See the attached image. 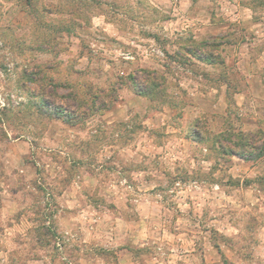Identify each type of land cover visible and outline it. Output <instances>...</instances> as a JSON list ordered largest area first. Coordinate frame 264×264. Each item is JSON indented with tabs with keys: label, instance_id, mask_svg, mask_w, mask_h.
<instances>
[{
	"label": "rangeland",
	"instance_id": "rangeland-1",
	"mask_svg": "<svg viewBox=\"0 0 264 264\" xmlns=\"http://www.w3.org/2000/svg\"><path fill=\"white\" fill-rule=\"evenodd\" d=\"M176 28L219 32L225 28V33L202 47L194 45L190 33L180 35ZM262 28L264 0H0V264H114L111 250L94 252L95 243H83L77 232L64 233L59 224L65 209L58 197L67 185L82 182V165L94 171L102 164L100 172L107 176L111 167L95 160L102 148L99 142L107 140L113 129H127L118 123L105 127L97 120L115 102L104 110L85 108V113L70 109L72 124L63 126L53 117L54 108H64L62 95L88 91L82 96L87 106L95 96L110 101L108 95L117 85L131 88L124 77L139 79L144 73H154L163 79L148 98L154 109L171 101L167 91L175 90L174 79L182 73L200 74L216 84L221 72L228 71L237 85L238 75L251 70L242 63L240 70L231 66L222 71L218 65L211 71L188 55L197 51L204 58L216 51L245 61L253 58L257 60L255 72L264 77V55L259 58L264 51ZM248 35L246 50L241 43ZM123 52L132 59L124 60ZM48 78L54 89L48 87ZM257 87L261 91L249 104L263 126L256 133L264 152V80ZM116 94L119 98L120 92ZM229 111V123L223 129L234 143L239 140L244 110L232 103ZM138 124L133 121L130 131H136ZM198 130L207 138V154L217 159L216 136ZM125 138L132 136L127 133ZM262 157L261 175L252 182L260 191L258 199L251 192L236 190L242 169L228 172L218 162L213 165L220 171L215 180L227 187L225 195L216 191L208 197L201 188L188 189L190 181L199 185L207 181L205 174L170 177L166 187L156 189V199L173 215L197 222L181 226L197 230L199 250L209 242L220 254L211 251L213 257L210 253L205 261L197 257L193 264H264V153ZM92 199L112 206L102 197ZM145 253L134 251L135 264H148L150 256ZM212 258L217 261L211 263Z\"/></svg>",
	"mask_w": 264,
	"mask_h": 264
},
{
	"label": "crops",
	"instance_id": "crops-1",
	"mask_svg": "<svg viewBox=\"0 0 264 264\" xmlns=\"http://www.w3.org/2000/svg\"><path fill=\"white\" fill-rule=\"evenodd\" d=\"M102 29L109 33L107 28ZM224 29L219 32L214 28H176V31L180 35L190 33L194 45L209 47L210 40L214 36L222 37ZM263 31L264 28L260 32ZM249 36L241 43L246 50L250 44ZM225 54L216 51L207 58L208 61L193 54L188 55L192 61L208 65L211 71L218 65L222 71L230 70L231 66L240 70L242 63L250 66V71L238 75L237 85L232 82L228 71L227 74L221 72L222 76L218 77L216 84L204 79L203 75L185 72L174 79L177 83L175 90L167 91L171 101H164L154 109L148 105V98L135 93L129 86L117 88L120 92L118 100L104 110L97 120L104 123L105 127L118 123L127 130L113 129L107 140L99 142L102 148L95 154V160L111 167L107 176L100 172L104 166L102 164L94 171L88 165H82V182L69 184L62 190L58 198H61V207L65 212L60 217L59 225L65 234L77 232L83 243H95L94 252L111 250L115 255L114 264H135L136 250L150 256L148 264H193L197 257L204 261L209 253L213 257L211 251L220 257L209 242L207 245L204 243L200 251L197 230L187 231L181 226L182 223L192 225L195 222L191 217L173 215L163 201L156 199L155 192L166 187L170 177L205 174L207 181L200 185L197 181H190L188 189L201 188L208 197L216 191L225 195L228 191L223 190L225 185L215 180L220 171L213 165L216 166L218 162V166L224 165L228 172L234 167L239 171L242 169L238 176L243 178L236 190L244 194L251 192L258 199L257 193L260 194V191L252 182L261 175L262 156L245 160L220 151L217 159L212 158L207 154V138L191 134L198 122L205 126L210 136L223 134V126L229 123V107L232 103L240 111L244 110L240 114L239 124L242 133L256 134L263 127L257 117V110L249 104L250 99L261 91L257 86L264 80L253 68L257 60L250 58L245 61L239 56L236 58ZM262 55L264 51L260 53V59ZM241 57H244L243 53ZM210 79L216 78L210 76ZM133 121L139 122L136 131H130ZM93 132L97 133L98 130ZM125 133H129L132 138L126 139ZM78 155L81 156V153ZM111 177L120 180H112ZM244 180L247 183L243 184ZM175 186L180 187V184L175 183ZM95 196L102 197L112 206L94 203L92 198ZM94 256L99 259L97 253ZM211 260V263L217 261L214 258Z\"/></svg>",
	"mask_w": 264,
	"mask_h": 264
},
{
	"label": "trees",
	"instance_id": "trees-1",
	"mask_svg": "<svg viewBox=\"0 0 264 264\" xmlns=\"http://www.w3.org/2000/svg\"><path fill=\"white\" fill-rule=\"evenodd\" d=\"M199 59L206 60L208 61L209 59L204 58L202 54L197 55L195 54ZM42 78V76H40ZM40 78V80H41ZM123 78V77H122ZM123 79L129 81V85L133 89V91L139 95L145 96L146 98H150L154 96V93L158 91L159 88V83H161V78H159L157 75L154 73H144L141 78H137L135 75H129L124 77ZM140 81H142L140 83ZM47 85L48 87L54 89V85L51 82V79H47ZM159 82V83H158ZM128 86V85H127ZM117 88H120L119 85L116 86V88L112 89V92L108 97L111 98L110 101H108L105 98H97L95 96L93 101L91 102V106L86 105V100L83 95H87V93H83L80 95H77L75 93L71 92H66L64 95H62L61 98H65V102L62 103L64 105V108H54L53 110V117L61 120L65 124H72L71 120L72 117H70L69 110L71 109L70 112L75 113L76 110L81 109L83 110V113H85V110H89L90 108H95L94 110H104L107 107H109L111 104L116 102L118 100L117 98ZM41 92L48 93V95L52 94L51 91H44V89H41ZM95 102V104H94ZM76 106V107H75ZM86 108V109H85ZM198 128L202 129L205 133H207V130L205 126L200 122L196 123L195 126L191 130V134L194 136H201V133L199 132ZM228 132L224 131L223 134L220 135H214L216 138L215 144L218 146L219 150L228 154H233L236 155L237 157L245 160H255L263 155V151L261 146L258 145L259 139L258 136L259 134H246L239 132V140L237 142H232L231 137H229ZM209 135V134H208ZM234 145L235 149L231 145Z\"/></svg>",
	"mask_w": 264,
	"mask_h": 264
},
{
	"label": "built area",
	"instance_id": "built-area-1",
	"mask_svg": "<svg viewBox=\"0 0 264 264\" xmlns=\"http://www.w3.org/2000/svg\"><path fill=\"white\" fill-rule=\"evenodd\" d=\"M121 56L124 60H131L132 56L128 52L121 53Z\"/></svg>",
	"mask_w": 264,
	"mask_h": 264
}]
</instances>
